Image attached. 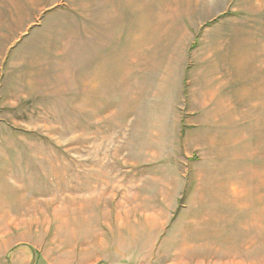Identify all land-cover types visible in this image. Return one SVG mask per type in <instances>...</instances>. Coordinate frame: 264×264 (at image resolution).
I'll list each match as a JSON object with an SVG mask.
<instances>
[{
  "label": "rangeland",
  "instance_id": "1",
  "mask_svg": "<svg viewBox=\"0 0 264 264\" xmlns=\"http://www.w3.org/2000/svg\"><path fill=\"white\" fill-rule=\"evenodd\" d=\"M46 1L0 0V264H243L170 237L192 189L187 168L209 165L212 147L226 150L223 165H264V0H157L162 51L133 57L131 74L113 59L117 73L100 82L83 63L111 28L90 30L83 3L87 19L72 0L53 13ZM215 49L239 52L244 89L242 104L232 91L233 104L205 106L223 116L211 123L192 118L173 74ZM180 167L186 181L172 193ZM253 235L260 247L229 255L264 258V233Z\"/></svg>",
  "mask_w": 264,
  "mask_h": 264
},
{
  "label": "crops",
  "instance_id": "2",
  "mask_svg": "<svg viewBox=\"0 0 264 264\" xmlns=\"http://www.w3.org/2000/svg\"><path fill=\"white\" fill-rule=\"evenodd\" d=\"M134 1L72 0L79 7L78 13L80 17L83 16V19H87V17H85V8L83 9L81 3L88 9L90 30L94 32V27L98 29L95 26L96 23L99 24V27L105 24L111 28L108 39L102 41L104 43L102 52L99 55L94 54L91 59L88 58L89 54H87L84 59L83 73H91L96 82H100L101 78L103 81H110L106 76L117 73L114 69L116 62L112 66L113 59L119 57L124 59L125 72L131 74L133 57L146 58L147 61L150 50L153 49L152 51H154L151 55L153 57H155L156 49L158 52L162 51L161 47H158V43L165 35V24L164 21L159 22L158 19L163 20L164 12L159 10V7L156 8V11L149 9V5L151 7L157 6L160 2L156 0L157 4H155L154 0H145L144 3L143 0H140L139 3ZM47 2L49 0L45 3L47 4ZM60 2L61 0H52L51 5L44 7L49 10L48 13H53L64 6L61 7ZM57 4L58 6H56ZM133 13L137 14L135 20L132 16ZM123 26L124 36H122ZM216 41L218 42L219 39ZM198 54L199 57H196V61L191 60L184 63L183 68L180 69L182 71L175 72L173 77L178 86L180 85L184 90H187L185 99L188 101H185V104L193 106L195 112L191 115L192 118L204 116L205 113V120L217 123L222 121L221 117L223 116L213 112L209 113L205 110V106L233 104L230 101L232 91H234L235 99L233 101L236 102L235 104H242L236 100L240 95L238 91L242 92L240 96L243 95V84L238 89L240 77L242 82L244 79L243 75L240 76V73H244V67L241 66L243 59L242 62L239 61L238 51H231L232 55H230L228 51L215 49L212 54ZM20 56L21 54H18L17 59ZM28 57L26 56V58ZM98 57L99 62L97 61ZM185 60L187 61V58ZM125 79L127 80V77ZM165 82H167L165 83L166 86H171L172 78L167 77ZM132 84L131 79L130 90ZM199 108L200 110H196ZM225 119L229 121L228 116ZM197 136L202 138L200 145H203V140L205 141L209 137L211 144L214 139V135L211 133L208 137H203L200 134ZM212 149L209 154V165H195L187 168L189 169V173H187L189 175L188 180H190L189 187L192 189L189 191L187 204L179 210L178 217L172 226V229L174 226L177 229L178 224V232L173 234L170 239L175 242L177 235H181V239L184 241L180 245L175 243L182 250L198 249L205 250L207 253L218 247L223 252L226 250V254L222 255H227L230 258H226L224 263L264 264V258L257 257L256 252L246 256H239L238 254L233 256L228 253L230 249L248 248L251 244L254 250L261 246L260 242H256L253 238V233L255 235L256 233H264V176L263 173L254 171L263 169L264 165H223L226 150L223 147L219 148V146H215V149L212 147ZM178 168L170 175L167 184L172 193L176 191L182 193L179 188L180 175L186 181V174L182 173L181 167V169ZM234 177L238 180L237 182ZM176 186L178 189L175 188ZM189 187L187 191L190 189ZM190 210H192L191 217L186 219V213ZM217 212H220V215H217ZM228 235L238 240L233 239L231 241L227 237ZM194 237L197 238L195 244L185 243V240ZM217 238L220 241L216 240ZM248 240H252V242H247Z\"/></svg>",
  "mask_w": 264,
  "mask_h": 264
},
{
  "label": "bare ground",
  "instance_id": "3",
  "mask_svg": "<svg viewBox=\"0 0 264 264\" xmlns=\"http://www.w3.org/2000/svg\"><path fill=\"white\" fill-rule=\"evenodd\" d=\"M101 73V72H100Z\"/></svg>",
  "mask_w": 264,
  "mask_h": 264
}]
</instances>
